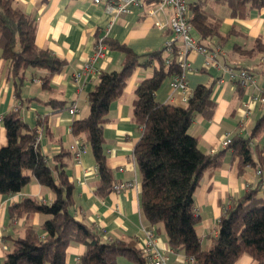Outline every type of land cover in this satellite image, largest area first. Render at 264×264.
Wrapping results in <instances>:
<instances>
[{
    "label": "trees",
    "instance_id": "trees-1",
    "mask_svg": "<svg viewBox=\"0 0 264 264\" xmlns=\"http://www.w3.org/2000/svg\"><path fill=\"white\" fill-rule=\"evenodd\" d=\"M213 2L224 4L231 16L240 18H246L250 9L264 6V0ZM207 3L208 0L187 1L192 34L201 45L222 46L230 35L240 32L233 29L227 34L221 33V19L205 8ZM35 30L32 15L13 7L11 0H0V55L6 62V78L12 81L15 96L21 102L29 69L34 72L30 79L36 77L42 87L48 88L51 77L65 65L48 48L34 43ZM99 40L107 49L122 54L121 67L97 74V81L87 95L88 114L71 124V133L83 137L92 149L98 173L96 194L106 195L115 182L103 150L102 130L110 104L121 96L137 67H151L152 74L142 79L134 90L132 108V120L141 128L133 159L141 176L140 209L144 219L150 225L162 226L170 248L192 257V264H234L243 254L250 255L257 264H264V196L257 195L259 181L224 207L216 224V235L207 248L201 247L196 232L199 217L194 192L203 173L218 166L224 154V150L214 154L202 152L197 138L189 132L196 116L209 119L214 111L212 85L198 84L184 105L160 103L155 95L163 80L181 72L179 45H173L172 61L166 63L163 47L138 54L115 39L103 37L96 43ZM233 50L241 56L264 55V41L256 37L249 47L235 43ZM262 64L259 72L264 78ZM228 65L256 74L253 68L238 62ZM57 103L63 105L62 101ZM19 105L20 102L1 117L6 144L0 148V193H16L34 177L40 185L53 191L54 200L48 204L26 197L9 206L11 219L24 218V230L22 235L8 237L3 264H65L66 248L71 243L84 245L78 264H116L119 256L134 264H147L135 238L105 236L94 225L74 216V185L66 175L64 160L70 153L61 151L52 157L54 163H50L39 144H35L39 127H31L22 120ZM260 130H264V114L257 119L252 134ZM249 141L250 137L236 135L227 146L238 158L239 174L247 164L256 166ZM34 212L46 215L42 234L30 223L29 217Z\"/></svg>",
    "mask_w": 264,
    "mask_h": 264
},
{
    "label": "crops",
    "instance_id": "crops-1",
    "mask_svg": "<svg viewBox=\"0 0 264 264\" xmlns=\"http://www.w3.org/2000/svg\"><path fill=\"white\" fill-rule=\"evenodd\" d=\"M11 4L34 17V43L38 47L48 48L63 59L65 65L51 77L48 88L42 87L38 78L30 79L34 72L29 69L22 88L21 102L15 96L12 81L6 78V62L0 55V148L6 144L1 117L20 102L22 120L42 130L39 147L50 163H54L52 157L61 151L70 153L64 160L66 175L74 185V216L94 225L105 236L135 238L140 248L141 227L151 225L146 222L140 209L141 176L133 159V149L140 137L141 128L132 120V108L134 90L142 79L152 74V68L137 67L128 78L121 96L110 104L108 120L102 130L106 165L114 181H133L134 186L121 192L110 191L104 196L95 192L98 173L90 144L83 137L71 133V124L74 119L88 114L87 95L97 81V74L100 71L118 70L122 54L107 49L103 56L92 61L96 72L85 71L76 80L73 75L92 57L97 39H115L141 54L160 49L170 37V29L167 26L157 27L154 24L156 17L142 9H132L117 15L107 9L105 4H96L92 0H11ZM205 8L221 19V33L227 34L233 29L240 32L239 35H230L221 46V52L217 55L218 64L238 62L253 68L260 83L264 84V78L259 72L264 63V55L241 56L233 50L235 43L249 47L256 37L264 41V6L250 9L246 18L231 16L224 4L213 0H208ZM170 13L171 9H167L164 14H157V18L165 21ZM186 58L191 66L185 73L188 91L191 93L198 84H211V98L215 102L210 118L196 116L189 132L197 138L198 148L202 152L214 154L224 150L221 163L203 173L194 192L195 209L199 217L196 232L201 247L207 248L211 238L216 235V224L224 207L258 181L253 174L255 165L247 164L244 172L238 173V158L233 156L230 148L222 147L221 141L227 133L231 138L236 135L250 137L254 163L264 170V130L252 134L257 119L264 114V104L251 101L250 95L254 93L252 88H242L231 82L218 83L217 78L221 75L225 78V73L218 67L204 68V56L201 53L190 51ZM171 77L163 80L155 99L160 103L184 105L181 101L182 91L169 87ZM58 101H62L63 105H59ZM73 104L77 108L75 115L68 111ZM76 142L84 144L79 161L74 159L69 149ZM26 197L50 204L54 200V193L50 188L40 185L34 177L16 193H0V264H3L5 251L9 247L8 237L22 235L24 230V218L11 219L8 208ZM45 218L46 215L40 212H34L29 217L39 234L43 232L41 225ZM155 228L159 246L168 256V264H192L183 252L170 248L162 226ZM83 251V244H69L65 264H78ZM116 264L134 263L119 256ZM234 264L257 262L250 255L243 254Z\"/></svg>",
    "mask_w": 264,
    "mask_h": 264
},
{
    "label": "built area",
    "instance_id": "built-area-1",
    "mask_svg": "<svg viewBox=\"0 0 264 264\" xmlns=\"http://www.w3.org/2000/svg\"><path fill=\"white\" fill-rule=\"evenodd\" d=\"M188 0H92L93 3L106 5L107 9L113 11L115 14L130 12L132 9H142L148 15L155 16L154 24L157 27L167 26L171 35L163 44V53L166 55L165 62L172 61L171 51L174 44H178L179 56L178 64L180 67V74L174 75L169 80V87L172 90L180 89L182 91L181 101L186 103L191 93L188 91L185 73L191 69L190 63L186 55L190 51H196L204 56V68L210 66L220 68L225 73L217 78L218 83L231 82L243 88H252L254 93L250 95L251 101L258 104H264V84H261L259 77L252 71L245 68L234 67L232 65H220L217 62V55L221 52L220 45H212L208 47L198 43L192 34V25L188 18ZM167 9H171L170 15L165 21L157 18V14H164ZM106 46L99 40L94 45L92 57L86 61L80 69L74 73V79H78L85 71L96 72V68L92 65V61L97 57L103 56L106 52ZM71 115L77 112L76 106L73 104L68 108ZM42 137L41 128L36 129L35 144H39ZM231 142V136L227 133L221 141L222 147H227ZM69 149L76 161L84 150V144L81 142L73 143ZM121 170V168H119ZM254 176L258 179L257 194L264 196V170L257 165L253 169ZM134 186L133 181H115L112 186V191L121 192ZM140 250L147 264H168V256L159 246V236L155 226L141 227ZM189 261L193 263L194 259L188 257Z\"/></svg>",
    "mask_w": 264,
    "mask_h": 264
}]
</instances>
